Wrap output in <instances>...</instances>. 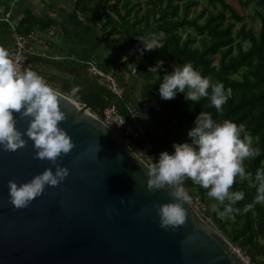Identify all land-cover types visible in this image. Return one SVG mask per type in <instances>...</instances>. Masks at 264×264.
Segmentation results:
<instances>
[{
	"label": "water",
	"instance_id": "1",
	"mask_svg": "<svg viewBox=\"0 0 264 264\" xmlns=\"http://www.w3.org/2000/svg\"><path fill=\"white\" fill-rule=\"evenodd\" d=\"M60 99L75 147L60 157L70 173L58 186L16 209L8 181L55 165L35 155L31 139L16 151L0 147V264H247L192 201L184 225L162 228L153 205L174 199L170 190L148 189L133 147L89 103ZM28 124L18 120L21 129Z\"/></svg>",
	"mask_w": 264,
	"mask_h": 264
},
{
	"label": "trees",
	"instance_id": "2",
	"mask_svg": "<svg viewBox=\"0 0 264 264\" xmlns=\"http://www.w3.org/2000/svg\"><path fill=\"white\" fill-rule=\"evenodd\" d=\"M77 11L95 25L103 33V41L110 51L127 48L131 44H139L133 56L120 63L117 71L130 73L137 67L136 74L140 78V97L142 100L155 101L156 107L150 111V117L166 129H177L181 134L177 142L190 141L188 130L194 126L200 111L212 112L218 120L231 119L243 122L254 136L259 137L258 146L261 155L245 161L247 170L253 173L264 167V12L257 10L260 25H247L245 16L227 0H208L209 5L200 7V0H74ZM243 6L251 0H238ZM264 6V0H258ZM220 6V8H218ZM34 18L20 21L21 32L36 30L40 24ZM42 23V22H41ZM237 23H242L239 27ZM164 35L161 47L146 50L142 55V42L137 36L149 33ZM13 38L7 23L0 22V47L9 50ZM159 59L165 61L157 73L149 71ZM60 62L64 76L59 77V89L78 102H86L91 111L101 115L112 103L124 114L126 103L133 99L125 90L122 98H118L106 85L87 71V67L74 60ZM192 63L204 76L212 82H223L225 87L233 89L232 97L224 105L223 114L209 107L207 97L200 102L185 99L184 93H178L173 99H162L159 93L160 82L165 71H171L175 64ZM98 63V61H97ZM99 67L104 71L112 70V63ZM117 78V77H116ZM119 81V80H118ZM73 86L79 87L76 96L71 95ZM123 86V85H122ZM144 124V123H143ZM148 132V131H147ZM155 145V154L159 158L162 150L174 151V141H163L151 136ZM137 151V146L131 144ZM192 198H198L205 207L204 214L234 247L240 248L250 261L264 263V205L256 204L248 212H237L229 218H220L214 204L219 202L207 197V190L185 181ZM234 190H243L245 198L234 207L243 208L252 202L255 189L249 188L247 182L237 181ZM222 208V206H221Z\"/></svg>",
	"mask_w": 264,
	"mask_h": 264
},
{
	"label": "clouds",
	"instance_id": "3",
	"mask_svg": "<svg viewBox=\"0 0 264 264\" xmlns=\"http://www.w3.org/2000/svg\"><path fill=\"white\" fill-rule=\"evenodd\" d=\"M163 35L162 32L138 35L142 42L141 55L146 50L160 48ZM123 59L128 57L125 55ZM164 64L165 61L159 59L149 71L157 73L160 79L159 70ZM78 92L79 87L73 86L71 95L76 96ZM159 93L162 99H173L178 93H184L185 99L193 102L207 97L208 106L223 114L233 89L226 88L223 82H212L187 62L175 64L171 71H165ZM65 95L35 70H19L9 51L0 47V147L5 151H16L31 139L35 155L55 165V169L49 166L30 180L8 181L9 199L16 209L31 205L48 186H58L70 173V168L60 162V157L75 147L73 137L60 123L67 119L60 99ZM21 118L29 121L26 129L18 127ZM187 135L190 141L174 142V151L162 150L158 159L148 154V159H144L141 155L144 151L131 148V154L148 169V189L167 188L174 197L153 205L162 228L178 230L186 223L188 210L185 205L192 199L185 186L187 180L206 189L210 200L219 202L213 207L223 219L237 212H248L256 204L264 205V167L253 173L245 165L246 160L261 155L259 137L254 136L243 122L227 118L218 120L212 112L202 110ZM237 181H246L249 188L255 189L252 202L242 209L234 207L245 198L243 190L233 189Z\"/></svg>",
	"mask_w": 264,
	"mask_h": 264
},
{
	"label": "crops",
	"instance_id": "4",
	"mask_svg": "<svg viewBox=\"0 0 264 264\" xmlns=\"http://www.w3.org/2000/svg\"><path fill=\"white\" fill-rule=\"evenodd\" d=\"M11 0H0V11L3 10ZM14 14L20 21L26 18H34L46 23L47 26L39 25L36 30L41 31L48 37L46 29L56 26V32L49 38L47 43H37L35 49L38 52H46L53 58L34 57V61L42 75L49 84L60 87L58 78L64 76L60 69V62L69 61L66 56L75 55L80 60L95 59L100 66L112 63V71L118 69L126 55L129 58L140 47L139 44H131L127 48H119L113 51L103 41V33L95 26L88 17L82 16L76 9L74 0H18L14 8ZM56 38V40H54ZM60 56L59 59L54 57ZM62 57V58H61ZM65 58V60L63 59ZM76 62V61H74ZM78 63V62H76ZM117 79L125 90L130 93L136 103L141 99L140 78L132 71L121 73L117 71ZM140 99V100H139ZM143 126L151 136L163 141H172V137L179 138L181 135L177 129H166L151 117L143 120Z\"/></svg>",
	"mask_w": 264,
	"mask_h": 264
},
{
	"label": "built area",
	"instance_id": "5",
	"mask_svg": "<svg viewBox=\"0 0 264 264\" xmlns=\"http://www.w3.org/2000/svg\"><path fill=\"white\" fill-rule=\"evenodd\" d=\"M18 0H11L8 5L0 11V22L8 24L12 38L13 45L8 50L10 55L17 61V67L19 70L31 68L42 75L40 69L34 61L35 56L42 58H53L46 52H38L35 49L37 43L43 42L44 44L49 41L55 32L56 26H49L46 29L48 37L42 34L41 31L32 30L30 32H21L19 29L20 20L16 18L14 14V8ZM59 59L60 56L54 57ZM62 58V57H61ZM66 59L74 60L83 63L87 67V71L96 77L101 83L106 85L118 98H122L125 94V88L120 84L118 79L111 71L102 70L95 59L80 60L75 55L66 56ZM137 67L132 69L133 73H136ZM156 102L153 100H142L141 104L133 102L126 103L127 113L124 114L117 107L116 103L108 105L99 116L110 128L115 130L126 142L130 145L135 144L137 151L142 150L145 153H141L144 159H148V155H151L158 159L155 154V145L153 143L151 135L146 131L143 126V120L150 117V111L156 107ZM148 154V155H147ZM196 199V200H195ZM192 199V203L201 213V215L210 222L204 214L205 207L202 205L198 198ZM236 251L244 258L247 264H256L250 261L249 257L243 254L240 248L235 247ZM264 264V263H262Z\"/></svg>",
	"mask_w": 264,
	"mask_h": 264
},
{
	"label": "rangeland",
	"instance_id": "6",
	"mask_svg": "<svg viewBox=\"0 0 264 264\" xmlns=\"http://www.w3.org/2000/svg\"><path fill=\"white\" fill-rule=\"evenodd\" d=\"M230 3H232L237 9L238 11L245 16V23L247 25H254L256 27H258L260 25V21L259 18L257 17V10L260 9L264 12V6L259 5L258 0H251V2L249 3V5L247 6H243L238 0H227ZM203 6H207L209 9H213V7L211 5H209L208 0H200V7ZM218 8H220V6H218ZM238 27L242 24V23H237ZM53 37H51L52 39ZM54 40H56V38H54ZM63 59L65 60V58L63 57ZM65 73V72H64ZM59 82V79H58ZM59 89V86H57ZM139 98L141 99V97L139 96ZM139 99V100H140ZM179 138H175V136L172 137V141L177 142ZM195 199V198H192ZM191 199V200H192ZM196 200V199H195Z\"/></svg>",
	"mask_w": 264,
	"mask_h": 264
}]
</instances>
